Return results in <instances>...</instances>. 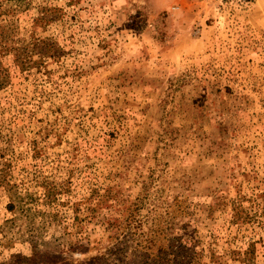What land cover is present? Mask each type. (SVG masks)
<instances>
[{"label":"rangeland","instance_id":"rangeland-1","mask_svg":"<svg viewBox=\"0 0 264 264\" xmlns=\"http://www.w3.org/2000/svg\"><path fill=\"white\" fill-rule=\"evenodd\" d=\"M0 264H264V0H0Z\"/></svg>","mask_w":264,"mask_h":264}]
</instances>
